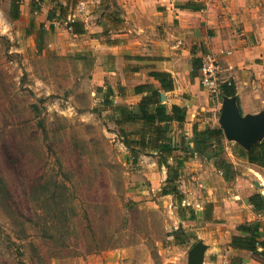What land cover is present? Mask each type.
Listing matches in <instances>:
<instances>
[{
  "label": "rangeland",
  "instance_id": "obj_1",
  "mask_svg": "<svg viewBox=\"0 0 264 264\" xmlns=\"http://www.w3.org/2000/svg\"><path fill=\"white\" fill-rule=\"evenodd\" d=\"M46 1L62 2L65 15L43 20L40 34V0H0V264H161L179 223L173 195L160 192L167 169L156 151L132 159L111 110L99 106L90 57L69 52L62 31V20L108 18L117 0ZM209 96L213 108L198 113L201 125L220 113V93ZM224 152L202 156L195 177L183 162L173 181L184 199L207 207L235 186L250 187L246 168L224 181L209 163Z\"/></svg>",
  "mask_w": 264,
  "mask_h": 264
},
{
  "label": "crops",
  "instance_id": "obj_2",
  "mask_svg": "<svg viewBox=\"0 0 264 264\" xmlns=\"http://www.w3.org/2000/svg\"><path fill=\"white\" fill-rule=\"evenodd\" d=\"M117 3L118 10H109L108 18L100 12L98 16L94 14L95 19L92 14L60 19L65 23L62 31L69 37L68 51L90 57L91 81L95 86L104 87L107 83L113 88V104L135 107L142 95L135 87L147 83L160 88L150 72H168L173 87L168 91L160 89V96L164 95L161 101L168 107L175 103L185 108L181 127L175 121L170 123L169 136L174 140L176 136L179 142L173 150L174 158L186 157L182 168L195 177L202 167H192L204 155L187 151L192 146V128L194 123L199 128L205 125L199 123L198 113H208L213 108L209 93L200 83L199 68L204 53L210 51L219 58L222 66L219 85L229 81L234 85L232 96L242 114L264 110V0H117ZM49 7L46 0L40 1L41 22L47 18ZM72 21L77 22L79 31L74 32L72 25H67ZM196 58L199 64L194 69L192 59ZM224 96L230 95H221L222 100ZM215 124H219L218 118ZM177 133L183 135L180 141ZM225 139L224 135L223 157L231 162V171L226 174L216 167L215 161L207 162L224 181L239 177L246 168L245 172L253 177L252 184L235 186L231 197L217 202L213 198L207 207L200 201L183 198L182 205L187 209L183 217L179 216L180 233L178 237L170 233L173 240L164 249L166 257L161 264H187L188 251L198 240L205 246L201 264H264V258L251 250L230 245L233 235L245 234L238 229L239 225L255 221L261 226L258 239H264V212H256L248 202V196L257 192L264 198V167L239 158L233 148L240 144L233 140V145H229ZM254 173L260 174L261 181ZM207 187L215 193L217 186L207 183Z\"/></svg>",
  "mask_w": 264,
  "mask_h": 264
},
{
  "label": "trees",
  "instance_id": "obj_3",
  "mask_svg": "<svg viewBox=\"0 0 264 264\" xmlns=\"http://www.w3.org/2000/svg\"><path fill=\"white\" fill-rule=\"evenodd\" d=\"M65 9L66 7L62 2H57L56 8L49 9L47 18H52L56 12L58 13L57 17H61L65 15L63 13ZM10 15L13 18L20 16L18 6L14 4V1L11 4ZM76 23V21H72L67 25H72V31L75 32L80 29ZM39 29L41 34L45 29L43 22L39 23ZM198 64L199 60L197 58L192 59L194 69L198 67ZM150 74L159 81L160 88L147 83L136 86V92L142 95L135 107L128 104H113L111 100L113 88L107 83L104 87L96 86V90L102 92L99 106L108 107L111 110L110 117L118 126L121 141L132 153L133 160L136 159L139 151L158 152L157 162L160 166H165L168 173L166 183L160 188V192L173 195L178 215L183 217L185 213L183 210L187 207L182 205L183 194L177 189L173 180L177 178L178 168L182 166L186 157L174 158L173 150L177 147L171 144L169 131L172 121L177 122L178 126L181 127L185 120V108L175 103L168 107L166 103L161 101L160 89L168 91L173 87L172 77L168 72L152 71ZM220 93L221 95H235V87L230 81L224 82L220 85ZM192 131V146L187 151L207 155L212 152L217 153V150H221L223 147L224 133L219 124H205L199 128L194 123ZM233 151L239 158L264 167V139L254 142L248 149L236 144ZM170 158L174 159V164L169 163ZM215 165L226 174L231 171V162L223 156L215 162ZM248 202L256 212H264V198L261 193L257 192L248 196ZM192 215L193 212L190 213V216ZM238 229L245 234L233 235L230 245L249 249L254 254L264 258V239H258L261 234L260 223L255 221L241 224ZM172 233L174 237H178L179 228ZM258 245H261L260 249Z\"/></svg>",
  "mask_w": 264,
  "mask_h": 264
},
{
  "label": "water",
  "instance_id": "obj_4",
  "mask_svg": "<svg viewBox=\"0 0 264 264\" xmlns=\"http://www.w3.org/2000/svg\"><path fill=\"white\" fill-rule=\"evenodd\" d=\"M218 122L227 139L238 142L246 149L264 137V110L256 114H242L234 96L223 97ZM204 248L200 240L195 242L188 251L187 264H201Z\"/></svg>",
  "mask_w": 264,
  "mask_h": 264
},
{
  "label": "built area",
  "instance_id": "obj_5",
  "mask_svg": "<svg viewBox=\"0 0 264 264\" xmlns=\"http://www.w3.org/2000/svg\"><path fill=\"white\" fill-rule=\"evenodd\" d=\"M199 69L200 83L210 94L216 95L219 92V77L222 70L219 58L213 52L204 53Z\"/></svg>",
  "mask_w": 264,
  "mask_h": 264
}]
</instances>
